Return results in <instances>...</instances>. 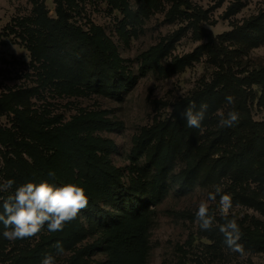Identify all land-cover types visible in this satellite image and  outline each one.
<instances>
[{
    "label": "rangeland",
    "instance_id": "1",
    "mask_svg": "<svg viewBox=\"0 0 264 264\" xmlns=\"http://www.w3.org/2000/svg\"><path fill=\"white\" fill-rule=\"evenodd\" d=\"M74 1L71 21L86 32L102 30L128 85L122 88L115 83L117 90H113L110 86L114 80L102 79L70 89L61 76L51 73V63L43 58V47L50 43H38L45 35L35 13L36 4L43 3L48 17L55 20L58 2L64 1L0 0V103L12 108L0 109V131L16 142L37 146L50 164L48 169L30 150L14 147L1 138L0 184L9 179L15 184L9 192L0 193V200L27 183L15 171L8 174L6 164L12 160H24L48 174L64 171L78 181L77 173L65 168L63 148H58L53 140L30 133L23 119L43 131L67 128L85 117L114 124L111 129H80L74 134L81 140L111 143V150L95 154L108 160L128 186L132 180L142 178L140 169L146 166L145 156L133 155L139 136L154 129L168 136L179 126L175 124L180 106L195 103L199 109L207 103L203 130L197 129L192 147L186 141L182 144L171 173L174 177L181 174L190 161L203 156L204 164L214 167L217 176L210 183L198 181L188 192L179 191L177 182L172 185V193L155 208L145 264H264V252H253L243 245L246 255L241 256L224 244L218 227L225 223L220 215L219 196L216 201H208L209 212L215 215L210 231L202 230L195 218L200 202L206 201L208 193L219 185L232 198L229 219H236L242 233L264 229V208L252 203L253 199L264 197L262 184L256 177L234 178L223 160L226 153L244 143L249 133L236 126L227 138L218 115L223 112L226 117L237 105H245L255 123H264V82L257 83L253 77L264 68V37L248 42L242 36L245 32L254 33L251 28L256 24H264V0ZM208 33L217 38V44L207 37ZM158 47L163 55L148 68L144 56ZM229 76L244 91L242 96L227 87ZM228 95L234 97L233 104L227 103ZM252 156L253 172L261 171L264 145H259ZM87 222L83 216L86 230ZM101 238V232L85 233L73 249L58 255L45 225L35 237L14 241L3 237L0 264H30L29 258L36 254L52 255L56 264H115L105 253L89 252Z\"/></svg>",
    "mask_w": 264,
    "mask_h": 264
},
{
    "label": "trees",
    "instance_id": "2",
    "mask_svg": "<svg viewBox=\"0 0 264 264\" xmlns=\"http://www.w3.org/2000/svg\"><path fill=\"white\" fill-rule=\"evenodd\" d=\"M59 0H55L57 3ZM58 2L57 19H50L45 4H36L37 22L45 35L40 42H49L43 47V58L51 63V73L61 76L67 87L73 89L91 82L114 80L124 88L128 82L124 80L115 56L111 53L112 46L105 39L102 30L84 31L83 28L71 21V10L76 8L74 0ZM183 5V2H179ZM199 17V14H198ZM199 27V26H198ZM203 31V28L200 27ZM254 33L245 32L242 36L248 42L260 41L264 37V24H256L251 28ZM207 37L217 44V38L211 33ZM161 48H154L144 56V64L148 68L155 65L162 56ZM222 55V54H221ZM225 66V60L222 58ZM50 66V65H49ZM257 83L264 82V68L253 74ZM228 88H233L237 96H242L244 91L236 87L231 76L228 78ZM226 88V91H228ZM190 104L179 107L178 118L175 125L177 130L165 133L158 130L144 131L135 143L133 155L136 158H146V166L140 169L141 179L132 180L126 186L118 170L104 157L95 153L106 152L112 149L109 142L98 139H79L75 130L100 129L107 130L115 125L97 117H85L75 120L69 127L43 131L33 122L23 119V125L30 133L39 134L42 138L55 141L63 148L64 163L70 172H76L78 181L70 175L62 173L49 176L45 170L32 165L24 160H12L6 164L8 174L14 171L26 178L27 182L39 183L48 181L56 186L67 183L76 184L84 188L88 197V205L82 209L75 220L67 223L63 231L51 232L55 244L63 243L65 251L73 249L77 241L85 233H102L99 243L89 250L91 254L98 252L110 256L115 264H145L150 250V229L155 219V208L162 203L173 191V184L178 183L179 191H190L198 181L212 182L217 173L214 167L206 166L203 156L190 161L187 168L177 176L171 171L179 150L185 141L189 147L193 146L197 129L188 128L181 118V113ZM196 108H197V104ZM12 109L7 103H0V109ZM233 111L239 114V120L232 127H225L227 138L231 136L234 127L242 128L249 133V137L236 150L226 153L223 160L230 167L231 174L238 180L256 177L262 184L264 192V168L253 172V151L264 145V123H255L245 105H237ZM7 140L12 146L30 150L39 162L48 169L50 164L41 155L39 148L28 142H16L9 134L0 131V139ZM264 197L261 200L253 199L252 203L264 208ZM247 203V202H246ZM83 216L86 217L88 230L84 228ZM87 231V232H86ZM3 227L0 225V245L3 244ZM241 242L253 252H264V229L245 230ZM47 254H36L30 257V264H40ZM76 261H79L76 259Z\"/></svg>",
    "mask_w": 264,
    "mask_h": 264
},
{
    "label": "clouds",
    "instance_id": "3",
    "mask_svg": "<svg viewBox=\"0 0 264 264\" xmlns=\"http://www.w3.org/2000/svg\"><path fill=\"white\" fill-rule=\"evenodd\" d=\"M228 104L234 103V97H226ZM208 109L207 103H202L199 109L195 103L190 104L181 113L188 128L202 129V122L205 119ZM220 127H232L239 120L236 111H229L225 117L219 112ZM49 172V176H54ZM15 181L9 179L0 184V193L9 192ZM219 196V209L222 219L225 221L219 224V231L224 236V244L234 252L245 256L241 229L235 218L229 219V212L232 208V198L229 194L223 193V189L217 185L214 192H209L206 201H201L195 212L196 222L202 230L210 231L215 222V215L209 212L208 201H216ZM88 197L84 188L67 183L56 186L48 181L39 183L27 182L15 188L11 194L0 200V225L3 227L2 235L9 241L25 239L37 236L47 226L49 232L63 231L65 225L78 216V213L88 205ZM55 248L58 255L65 252L63 243L57 241ZM40 264H56L52 255H46Z\"/></svg>",
    "mask_w": 264,
    "mask_h": 264
}]
</instances>
